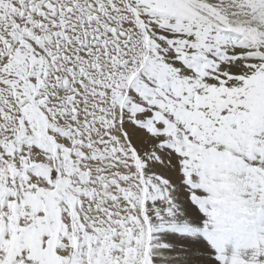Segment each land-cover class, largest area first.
Returning a JSON list of instances; mask_svg holds the SVG:
<instances>
[{
    "label": "snow or ice",
    "instance_id": "1",
    "mask_svg": "<svg viewBox=\"0 0 264 264\" xmlns=\"http://www.w3.org/2000/svg\"><path fill=\"white\" fill-rule=\"evenodd\" d=\"M0 264H264V0H0Z\"/></svg>",
    "mask_w": 264,
    "mask_h": 264
}]
</instances>
